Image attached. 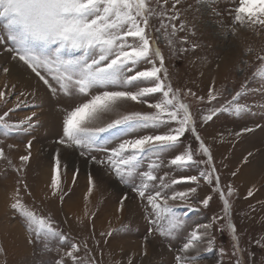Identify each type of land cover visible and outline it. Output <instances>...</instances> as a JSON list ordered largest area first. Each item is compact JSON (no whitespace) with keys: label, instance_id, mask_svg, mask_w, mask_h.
<instances>
[{"label":"snow or ice","instance_id":"6c2138e0","mask_svg":"<svg viewBox=\"0 0 264 264\" xmlns=\"http://www.w3.org/2000/svg\"><path fill=\"white\" fill-rule=\"evenodd\" d=\"M196 2L215 11L217 0ZM180 4L181 0H0V48L10 54L13 61L29 69L52 97L63 96L73 101L70 106L61 108L62 134L56 143L69 150H78L80 156L114 174L131 193L146 201V219L151 225L149 235L158 232L166 238L172 237L183 224L175 213L177 205L169 201H186L197 191L196 187L177 191L175 185L182 182L197 186L201 182L213 185L223 200L226 213L230 204L225 192L227 196L233 194L231 185L226 190L219 187L220 176L211 146L197 131V116L186 97L191 96L199 105L206 107V111L201 110L198 114L204 124L221 112L239 116L251 111L246 104L240 103L243 87L223 103L220 100L223 93L214 84L209 87L206 97L191 89L185 93L173 87L165 67V57L156 42L163 38L171 49L177 42V33L185 30L177 8ZM229 14L233 35L239 28L264 29V0H235ZM154 18L158 26L152 23ZM179 42L188 44V39L180 37ZM191 47L194 51L198 46L192 44ZM180 50L188 51L187 48ZM245 51L250 53L252 50ZM256 60L259 64L253 76L264 79V53L257 54ZM3 71L7 73L9 69L4 68ZM24 95L20 92L15 97L17 103L14 107L0 115V127L4 128L5 136L17 131L29 132L35 126V111L17 122L7 119L10 113L29 106L26 100L21 99ZM30 95H35V92ZM5 96V92L0 91L3 104L8 103ZM129 102L144 105L150 111L122 112ZM113 115L115 118L106 119ZM251 131L252 128L245 127L235 135L239 137ZM186 133L198 142L195 150L191 145H185L182 138ZM31 147L32 141L29 140V152L20 156L21 166L17 172L23 171L29 161ZM93 153L103 155L98 157ZM197 155L205 159L198 161ZM251 155L249 152L248 156ZM166 156L170 157L167 161ZM0 159L12 164L3 147H0ZM54 159L49 187L51 195L59 193L62 202L68 191L62 186L61 169H66V165L61 164L60 148H57ZM244 159L246 161L247 157ZM165 163L177 169L203 163L206 168L198 175L169 178L167 173L159 175ZM77 174L78 170L73 173V184ZM88 183L86 201L95 187L91 174ZM18 185L31 195L23 180L18 181ZM252 195L249 190L248 196ZM127 198L128 193H125L121 206ZM11 199L10 207L23 219L29 234L36 240L45 242L46 246L47 242L54 240L66 246L65 256L71 264H99L90 255L87 260L80 257L82 248L85 253L91 251L87 240L80 243L70 240L54 226L51 217L38 214L24 202L20 187L16 188ZM211 199L209 195L200 203L207 207ZM211 227V224L197 225L187 233L175 256L176 264H195L202 256V243L209 245L206 251L212 250L208 231ZM229 229L233 233V247L239 251L235 227L229 225ZM105 235L111 236L112 232L101 233V236ZM220 252L223 255L224 249ZM58 264L65 262L60 260ZM237 264H240L238 260Z\"/></svg>","mask_w":264,"mask_h":264},{"label":"rangeland","instance_id":"374dc122","mask_svg":"<svg viewBox=\"0 0 264 264\" xmlns=\"http://www.w3.org/2000/svg\"><path fill=\"white\" fill-rule=\"evenodd\" d=\"M234 3L235 0H217L213 11L201 7L196 0H181L177 8L185 30L177 33V42L171 49L163 38L156 42L165 57L168 78L174 88H180L185 93L191 89L197 95L206 97L209 87L214 84L223 93L220 98L223 103L243 87L240 103L251 109L239 116L221 112L204 124L198 114L201 110L206 111V107L199 105L191 96L186 97L193 114L197 116V131L211 146L220 176L219 187L226 190L231 185L233 194L227 196L225 192L230 204L226 213L223 200L214 191L213 185L204 182L199 186L190 182L175 185L177 191H187L189 187H196L197 191L186 201H169L177 205L175 213L183 224L168 238L158 232L149 235L151 225L146 219V201L131 193L114 174L80 156L78 150H69L56 143L62 134L61 108L70 106L73 101L63 96L52 97L29 69L13 61L10 54L0 48V91L5 92L8 100L7 104L0 102V115L14 107L17 103L15 97L20 92L25 94L21 99L26 100L29 106L10 113L7 117L9 122L23 120L32 111L37 113L33 118L35 126L29 132L17 131L5 136L4 128L0 127V147L12 161L9 165L7 160L0 159V264H58L60 260L71 264L65 256L66 246L56 240L47 242V246L45 242L36 240L29 234L23 219L10 207L11 196L17 187L21 188L24 202L38 214L51 217L54 226L70 240L77 243L88 241L90 253H85L83 248L79 253L84 260L90 255L99 264H129V260L131 264H176L175 256L187 233L197 225L211 224L208 231L212 250L206 251L209 245L202 243V256L195 264H237V260L240 264H264V79L253 76L259 64L256 56L264 53V29L239 28L234 35L231 34L229 13ZM152 23L158 26L155 18ZM180 37H187L188 44H181ZM192 44L198 46L194 51ZM181 48L188 51L183 52ZM249 48L252 51L246 53ZM4 68L9 71L5 73ZM9 92L12 95H8ZM33 92L35 95H30ZM129 111L150 109L129 102L122 112ZM111 118L115 116L106 119ZM245 127L253 131L237 137L235 133ZM182 139L193 150L197 148L198 142L190 133ZM29 140L32 141L30 159L23 171L17 172L16 169L21 166L20 156L29 152ZM57 148H60L61 164L66 165V169H61V179L68 195L62 202L59 193L51 195L49 187ZM249 152L251 156H248ZM93 154L98 157L103 155ZM169 158L166 156L165 161ZM196 159L205 158L197 155ZM205 168L203 163L187 169H177L165 163L159 175L167 173L169 178H179L182 175H198ZM77 170V179L73 184L72 176ZM89 174L95 187L86 201ZM21 180L27 184L31 195L18 185ZM249 190L252 196H248ZM125 193H128V198L121 206ZM209 195L212 199L205 207L200 200ZM229 225L235 227L239 251L233 247V233ZM110 231L111 236H101V233ZM221 249H224L223 255Z\"/></svg>","mask_w":264,"mask_h":264},{"label":"bare ground","instance_id":"6f19581e","mask_svg":"<svg viewBox=\"0 0 264 264\" xmlns=\"http://www.w3.org/2000/svg\"><path fill=\"white\" fill-rule=\"evenodd\" d=\"M12 71L14 72H17V73H21L20 71L16 70V69H12ZM13 75V74H12Z\"/></svg>","mask_w":264,"mask_h":264}]
</instances>
